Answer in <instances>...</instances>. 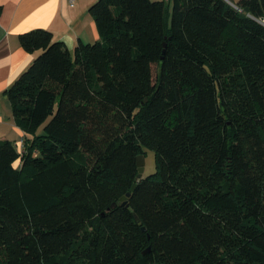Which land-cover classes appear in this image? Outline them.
Here are the masks:
<instances>
[{
  "label": "trees",
  "instance_id": "16d2710c",
  "mask_svg": "<svg viewBox=\"0 0 264 264\" xmlns=\"http://www.w3.org/2000/svg\"><path fill=\"white\" fill-rule=\"evenodd\" d=\"M88 12L73 52L18 37L39 54L4 92L25 139L0 141V264H264V0Z\"/></svg>",
  "mask_w": 264,
  "mask_h": 264
},
{
  "label": "crops",
  "instance_id": "0c3cea01",
  "mask_svg": "<svg viewBox=\"0 0 264 264\" xmlns=\"http://www.w3.org/2000/svg\"><path fill=\"white\" fill-rule=\"evenodd\" d=\"M97 0H0V141H10L22 151L25 134L14 124L4 92L32 63L39 52L27 53L19 44L21 34L36 29L51 33L73 52L78 42L92 44L99 35L88 8ZM237 4L239 0H228ZM19 168L20 162L13 165Z\"/></svg>",
  "mask_w": 264,
  "mask_h": 264
},
{
  "label": "water",
  "instance_id": "95a60500",
  "mask_svg": "<svg viewBox=\"0 0 264 264\" xmlns=\"http://www.w3.org/2000/svg\"><path fill=\"white\" fill-rule=\"evenodd\" d=\"M226 3H228L229 5H231L232 7L236 8V4H232L230 1L225 0ZM166 44L163 45V47H165ZM163 57H161L162 59ZM146 102V100H145ZM136 163H137V168L138 172H137V176H136V180L135 181H139L143 178V172H144V156L143 155H138V157L136 158ZM136 188V184L132 186L130 191H133ZM130 192L126 193V195L124 197H122L120 199L121 205H124L125 200L130 196L129 194ZM115 206L114 204L110 207ZM143 231H145V228H142ZM149 249H147L146 251H144L143 253H148Z\"/></svg>",
  "mask_w": 264,
  "mask_h": 264
},
{
  "label": "rangeland",
  "instance_id": "374dc122",
  "mask_svg": "<svg viewBox=\"0 0 264 264\" xmlns=\"http://www.w3.org/2000/svg\"><path fill=\"white\" fill-rule=\"evenodd\" d=\"M167 2V1H166ZM153 76L156 77V68H153ZM42 127L38 130V134H41ZM144 172H143V178L148 177L149 175L153 174L155 172V156L154 153L144 149Z\"/></svg>",
  "mask_w": 264,
  "mask_h": 264
},
{
  "label": "built area",
  "instance_id": "2783aa9c",
  "mask_svg": "<svg viewBox=\"0 0 264 264\" xmlns=\"http://www.w3.org/2000/svg\"><path fill=\"white\" fill-rule=\"evenodd\" d=\"M69 2V4H73L75 2V0H67Z\"/></svg>",
  "mask_w": 264,
  "mask_h": 264
}]
</instances>
